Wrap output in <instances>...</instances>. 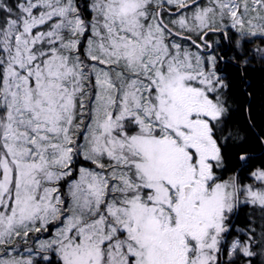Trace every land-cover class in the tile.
<instances>
[{"label":"snow or ice","instance_id":"6c2138e0","mask_svg":"<svg viewBox=\"0 0 264 264\" xmlns=\"http://www.w3.org/2000/svg\"><path fill=\"white\" fill-rule=\"evenodd\" d=\"M257 55L264 0H0V264L264 249V226L233 224L254 206L264 225V164L225 166L223 67Z\"/></svg>","mask_w":264,"mask_h":264},{"label":"trees","instance_id":"16d2710c","mask_svg":"<svg viewBox=\"0 0 264 264\" xmlns=\"http://www.w3.org/2000/svg\"><path fill=\"white\" fill-rule=\"evenodd\" d=\"M223 72L231 85L229 89L230 123L239 135V139L233 142V148L225 160V166L228 169L226 175H228L233 168L237 167L235 157L240 151L247 152L255 166L264 164V144L261 143L264 139V62L257 55L250 64L240 67H223ZM249 221H251L250 224ZM233 224L242 229L248 226L255 227L257 234L264 226L261 211L254 206L243 207ZM253 251L256 255L248 260L250 259L253 264H264V249L256 245Z\"/></svg>","mask_w":264,"mask_h":264},{"label":"rangeland","instance_id":"374dc122","mask_svg":"<svg viewBox=\"0 0 264 264\" xmlns=\"http://www.w3.org/2000/svg\"><path fill=\"white\" fill-rule=\"evenodd\" d=\"M253 47H255V45ZM228 175H230V174H228ZM236 228L242 229L240 227H236ZM247 260H248V258H244V261L240 262V264H246ZM222 261H223V264H229V258L227 257L226 254L223 256Z\"/></svg>","mask_w":264,"mask_h":264},{"label":"flooded vegetation","instance_id":"af4514ba","mask_svg":"<svg viewBox=\"0 0 264 264\" xmlns=\"http://www.w3.org/2000/svg\"><path fill=\"white\" fill-rule=\"evenodd\" d=\"M223 43L227 44V43H228V41H227V40H225ZM233 223H234V222H233Z\"/></svg>","mask_w":264,"mask_h":264},{"label":"water","instance_id":"95a60500","mask_svg":"<svg viewBox=\"0 0 264 264\" xmlns=\"http://www.w3.org/2000/svg\"><path fill=\"white\" fill-rule=\"evenodd\" d=\"M233 222H234V220H233ZM223 251V250H222ZM223 258V255H221V259Z\"/></svg>","mask_w":264,"mask_h":264}]
</instances>
